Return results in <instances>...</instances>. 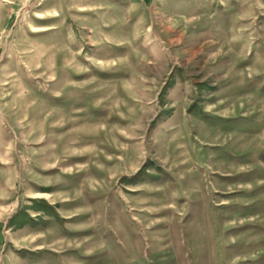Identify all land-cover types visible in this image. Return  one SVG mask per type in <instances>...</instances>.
Here are the masks:
<instances>
[{
  "label": "rangeland",
  "instance_id": "rangeland-1",
  "mask_svg": "<svg viewBox=\"0 0 264 264\" xmlns=\"http://www.w3.org/2000/svg\"><path fill=\"white\" fill-rule=\"evenodd\" d=\"M0 144V264H264V0H0Z\"/></svg>",
  "mask_w": 264,
  "mask_h": 264
},
{
  "label": "crops",
  "instance_id": "crops-1",
  "mask_svg": "<svg viewBox=\"0 0 264 264\" xmlns=\"http://www.w3.org/2000/svg\"><path fill=\"white\" fill-rule=\"evenodd\" d=\"M45 1H47V0H45ZM41 6V3L38 5V3L36 4V5H34L33 4V7H35V13L38 11V10H42V8L44 7V6H42V7H40ZM39 7V8H38ZM0 147H1V144H0ZM39 153V152H38ZM37 152H35V151H30L29 152V154H38ZM32 156V155H31ZM0 157H1V153H0ZM3 157V156H2ZM32 157H34V156H32ZM50 157V155L48 156V158ZM37 159H38V157H35V160H36V162H37ZM31 171H35V169L33 168V169H31ZM9 173H11V177L12 178H7V175L9 174ZM18 173V171H17V167H16V165H9L8 163H0V181L3 179L4 180V183H5V186H7V185H9V183L11 182L12 183V181L11 180H13V182H14V180H15V178H16V174ZM35 172H33V174H34ZM0 185H2L1 183H0ZM4 189H6V188H2L1 186H0V207L1 206H4V205H6L5 203H4ZM66 201V200H65Z\"/></svg>",
  "mask_w": 264,
  "mask_h": 264
}]
</instances>
